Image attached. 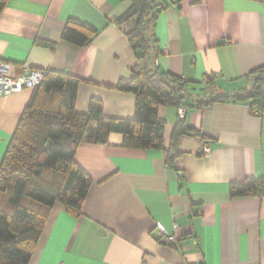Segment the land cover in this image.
Segmentation results:
<instances>
[{"label":"crops","instance_id":"0c3cea01","mask_svg":"<svg viewBox=\"0 0 264 264\" xmlns=\"http://www.w3.org/2000/svg\"><path fill=\"white\" fill-rule=\"evenodd\" d=\"M129 6L128 0H9L0 16V60L11 64L10 76L29 67L82 79L78 113H88L95 98L106 117L133 118L136 96L117 89L133 78L137 62L126 35L131 23H114ZM70 19L97 30L90 44L63 39ZM155 35L159 72L196 87L184 120L208 138L180 137V155L167 164L164 151L181 117L179 108L162 105L163 150L124 147L121 134L106 145L84 141L75 160L93 184L82 213L73 216L57 203L29 264H264V196L230 195L231 183L264 177V114L251 102L197 106L213 94L252 89L256 71L264 78V0L170 4ZM39 40L56 43L55 50ZM33 91L0 98V164ZM159 225L176 236L174 244L159 239Z\"/></svg>","mask_w":264,"mask_h":264},{"label":"trees","instance_id":"16d2710c","mask_svg":"<svg viewBox=\"0 0 264 264\" xmlns=\"http://www.w3.org/2000/svg\"><path fill=\"white\" fill-rule=\"evenodd\" d=\"M9 0H0V16ZM129 8L114 23H131L126 32L137 62L133 78L122 80L117 89L136 96L135 116L130 119L106 117L103 102L92 99L88 113H78L76 102L83 80L66 73L47 70L24 110L18 128L0 164V264H29L43 234L51 211L59 203L73 216H80L93 184L89 174L76 162L84 142L109 144L112 134L123 136V146L133 149L163 150L166 122L159 107H189L193 85L171 73H160L156 60L161 53L155 27L161 12L183 0H128ZM97 35L91 25L70 19L63 39L85 47ZM51 50L56 43L39 40ZM262 70L252 89L232 94L211 95L197 106L216 103L251 102V109L264 111ZM208 81L207 84H209ZM208 87H205L204 94ZM194 104V103H193ZM195 105V104H194ZM182 136L208 137L190 127L184 118L177 121L171 147L164 151L167 164L179 157ZM233 198L264 196V177L248 178L230 185Z\"/></svg>","mask_w":264,"mask_h":264},{"label":"built area","instance_id":"2783aa9c","mask_svg":"<svg viewBox=\"0 0 264 264\" xmlns=\"http://www.w3.org/2000/svg\"><path fill=\"white\" fill-rule=\"evenodd\" d=\"M11 64L0 60V98L6 95L21 92L25 89H35L40 85L47 76V70L34 69L26 67L24 73L20 76H10L9 71ZM208 78H205L204 82H208ZM187 113L186 107H180L178 114L181 118H185ZM257 114H264L263 112L256 111ZM203 153L208 155L211 153V149L208 145L203 146ZM158 237L162 241L169 244H174L177 241L175 235L168 234L167 230L162 226H158Z\"/></svg>","mask_w":264,"mask_h":264},{"label":"rangeland","instance_id":"374dc122","mask_svg":"<svg viewBox=\"0 0 264 264\" xmlns=\"http://www.w3.org/2000/svg\"><path fill=\"white\" fill-rule=\"evenodd\" d=\"M199 93H200V92H199ZM202 93H204V92H201V94H202ZM209 96H210V94H209Z\"/></svg>","mask_w":264,"mask_h":264},{"label":"water","instance_id":"95a60500","mask_svg":"<svg viewBox=\"0 0 264 264\" xmlns=\"http://www.w3.org/2000/svg\"><path fill=\"white\" fill-rule=\"evenodd\" d=\"M194 89H196V87H193ZM202 90H204V89H202Z\"/></svg>","mask_w":264,"mask_h":264}]
</instances>
